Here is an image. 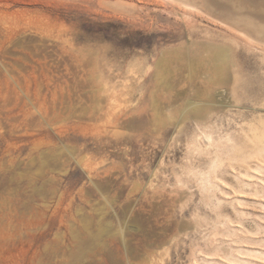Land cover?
Instances as JSON below:
<instances>
[{
  "label": "rangeland",
  "instance_id": "374dc122",
  "mask_svg": "<svg viewBox=\"0 0 264 264\" xmlns=\"http://www.w3.org/2000/svg\"><path fill=\"white\" fill-rule=\"evenodd\" d=\"M0 264H264V0H0Z\"/></svg>",
  "mask_w": 264,
  "mask_h": 264
},
{
  "label": "bare ground",
  "instance_id": "6f19581e",
  "mask_svg": "<svg viewBox=\"0 0 264 264\" xmlns=\"http://www.w3.org/2000/svg\"><path fill=\"white\" fill-rule=\"evenodd\" d=\"M158 65H159V62H158ZM156 75H157V73H156ZM139 83H140L139 85H140L141 87L144 86V84H143L141 81H139ZM128 94H130V90H126V91L123 93V95H128ZM151 95H152V94H151ZM167 95H168V94H167ZM169 95H170V94H169ZM174 96H175V95H174ZM126 97H127V96H126ZM175 97H176V96H175ZM175 97H174V98H175ZM177 97H178V96H177ZM171 98H172V97H171ZM179 98H180V97H179ZM161 102H163V101H161ZM161 102H160V103H161ZM170 103H172V102H170ZM173 103H174V102H173ZM100 104H101V103H100ZM168 104H169V103H168ZM174 104H175V103H174ZM174 104H173V105H174ZM173 105H170V104H169V106H173ZM175 105H176V104H175ZM175 105H174V106H175ZM158 106H159V105H158ZM169 106H167V107H169ZM160 107H161V106H160ZM165 107H166V106H165ZM102 109H103V107H102ZM102 109H101V110H102ZM154 109H155V111L157 112V111L159 110V107H156V106H155ZM160 109H162V108H160ZM135 110H136V109H135ZM96 111H97V110H96ZM96 111H95V113H96ZM101 114H102V113H101ZM112 114H113V113H112ZM157 114H158V113H157ZM92 115H95V114L92 113ZM92 115H91V116H92ZM114 116H115V115H114ZM119 116H120V114H119ZM119 116L113 117V119H114V118L118 119ZM138 116H139V115H138ZM93 117H94V116H93ZM141 117H142V116H141ZM95 119H96V118H95Z\"/></svg>",
  "mask_w": 264,
  "mask_h": 264
}]
</instances>
